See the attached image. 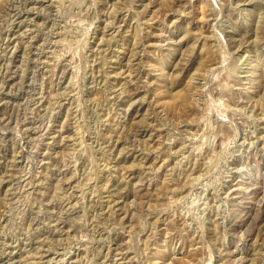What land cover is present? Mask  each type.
Segmentation results:
<instances>
[{
	"label": "rangeland",
	"instance_id": "obj_1",
	"mask_svg": "<svg viewBox=\"0 0 264 264\" xmlns=\"http://www.w3.org/2000/svg\"><path fill=\"white\" fill-rule=\"evenodd\" d=\"M0 264H264V0H0Z\"/></svg>",
	"mask_w": 264,
	"mask_h": 264
}]
</instances>
